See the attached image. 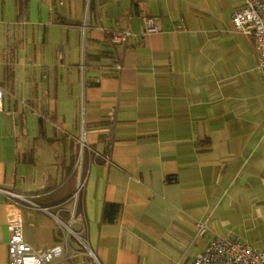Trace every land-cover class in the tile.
Instances as JSON below:
<instances>
[{
    "label": "crops",
    "instance_id": "crops-1",
    "mask_svg": "<svg viewBox=\"0 0 264 264\" xmlns=\"http://www.w3.org/2000/svg\"><path fill=\"white\" fill-rule=\"evenodd\" d=\"M18 1L0 0V189L49 211L21 207L24 242H63L81 180L72 230L99 264H192L216 236L264 250V76L231 23L243 0H26L19 17ZM124 30L117 72L107 32Z\"/></svg>",
    "mask_w": 264,
    "mask_h": 264
},
{
    "label": "built area",
    "instance_id": "built-area-1",
    "mask_svg": "<svg viewBox=\"0 0 264 264\" xmlns=\"http://www.w3.org/2000/svg\"><path fill=\"white\" fill-rule=\"evenodd\" d=\"M231 23L235 30L253 39L254 52L257 58V67L264 76V0H243L241 8L235 10L231 15ZM145 33L157 31L153 20L144 19ZM131 36L130 32L108 31L107 37L113 49L115 58L114 70L121 71L122 66L118 60L119 55L114 51L117 46L125 44ZM0 90V111L2 109ZM111 120L112 115L110 116ZM85 146L84 139L81 140ZM83 189V181L79 180L76 190L71 197L73 210L71 211L70 223L62 224L65 229L63 242L46 249L35 250L23 240L21 207L29 208L32 211L48 213V208H42L34 204L21 194L0 189V192L8 198L6 206L7 213V264H69V260L82 257L72 264H88L84 258H89L91 264H99L94 252L87 246V243L79 234L72 230V225L79 224L85 229L84 218L76 210L79 194ZM197 236L202 234L205 225L197 223ZM192 264H264V250H257L245 243L239 237L216 236L209 242L206 248L198 253Z\"/></svg>",
    "mask_w": 264,
    "mask_h": 264
},
{
    "label": "trees",
    "instance_id": "trees-1",
    "mask_svg": "<svg viewBox=\"0 0 264 264\" xmlns=\"http://www.w3.org/2000/svg\"><path fill=\"white\" fill-rule=\"evenodd\" d=\"M25 1L26 0L18 1V4H17L18 17L21 16L22 12L24 11ZM75 180H76V177L73 174V175H71L69 180L62 187H60L58 190H56L52 193H50V192L47 193V190L39 192L40 196L43 195L45 197L46 201H43V202H46V205H49V206H51V205L57 206V205L65 202L67 199L70 198V196L73 193V185L75 183ZM48 200H49V202H48Z\"/></svg>",
    "mask_w": 264,
    "mask_h": 264
}]
</instances>
